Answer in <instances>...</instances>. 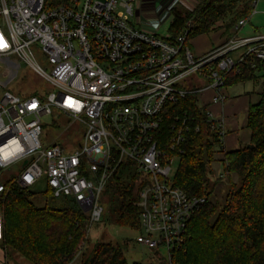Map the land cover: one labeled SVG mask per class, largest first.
Instances as JSON below:
<instances>
[{
	"label": "built area",
	"instance_id": "obj_1",
	"mask_svg": "<svg viewBox=\"0 0 264 264\" xmlns=\"http://www.w3.org/2000/svg\"><path fill=\"white\" fill-rule=\"evenodd\" d=\"M155 2L161 13L187 0ZM136 7L134 0H69L53 9L45 0H0V194L8 179L25 189L45 179L54 197L74 200L92 226L104 215L108 181L132 163L141 177L136 243L170 261L207 200L174 184L189 128L185 116L173 113L166 125L167 118L191 95L202 107L206 91L213 103L225 102L227 74L250 54L264 75V36L239 37L247 18L230 39L195 57L185 46L191 21L178 38H162L140 29L144 14ZM28 74L43 85L25 84ZM24 84L32 91L22 94ZM209 117L224 137L222 122ZM61 118L71 122L69 135L44 146V128Z\"/></svg>",
	"mask_w": 264,
	"mask_h": 264
},
{
	"label": "trees",
	"instance_id": "obj_2",
	"mask_svg": "<svg viewBox=\"0 0 264 264\" xmlns=\"http://www.w3.org/2000/svg\"><path fill=\"white\" fill-rule=\"evenodd\" d=\"M257 0H200L187 13L176 12L170 25V36L178 38L192 22L188 42L214 31L223 23L229 39L232 30L244 19L250 18ZM69 0H45L47 9L68 5ZM255 65V67H253ZM263 64L248 55L236 71L227 74L228 86L259 83L262 92L257 104H251L247 127L251 141L243 149L225 152L223 135L210 119L207 107H202L195 95L180 101L173 113L185 116L189 131L185 133L182 155L174 177L176 187L191 196L205 198L206 204L188 225L184 246L167 261L160 254L154 264H264V75ZM238 71V72H237ZM222 157L217 160L216 157ZM224 164L225 178L231 183L221 209L213 201L210 180L207 177L212 163ZM223 176V177H224ZM236 177L238 183L232 178ZM140 174L132 163L121 164L107 183L101 198L104 206L102 220L106 225L139 231L140 209L134 206L141 190ZM5 192L0 194L2 212L1 246L7 254L15 255L32 264H73L83 255L81 264H128L121 247L98 243L89 258L83 249L87 243V217L74 200L63 205L56 198L37 207L30 194L15 178L4 181ZM51 203V204H50Z\"/></svg>",
	"mask_w": 264,
	"mask_h": 264
},
{
	"label": "rangeland",
	"instance_id": "obj_3",
	"mask_svg": "<svg viewBox=\"0 0 264 264\" xmlns=\"http://www.w3.org/2000/svg\"><path fill=\"white\" fill-rule=\"evenodd\" d=\"M156 0H134V3L139 9L143 12L142 20L140 21V29L146 33L149 34H155L162 38H167L170 35L169 29L170 25L174 20V15L176 12H182L187 13L191 12L190 8L193 5H196L195 3H192V0H188L185 5L179 4L172 6L171 9L162 11L161 13L158 12V8L156 7ZM162 1V0H159ZM196 1V0H195ZM140 5V6H139ZM137 7L135 9H137ZM124 11L122 8H118L117 12ZM264 0H260V3L255 9L253 10V13L250 17L251 23H248L244 29L240 32V38L249 36V34H254L255 32L259 35H264ZM131 22L137 23V19L134 17H130ZM149 22V23H148ZM223 27V23L219 22L217 25H215L214 31L211 33L219 32ZM255 31V32H254ZM216 36V35H213ZM211 35H205L201 37H197L195 41L191 40L188 42L189 47L191 48V51L193 52V55L197 57L198 52L205 47L206 44L209 43L211 38L213 37ZM229 39L227 37L226 41ZM25 84L30 86H35L36 88H39L40 85H43V82L40 79L35 78L32 74H28L26 76V80L24 81ZM262 85V81L259 82ZM25 84L20 90V92L27 93L28 91L32 90H26ZM252 87V84H247V89H250ZM260 90V87L257 89V91ZM204 96L202 95V98ZM216 108H213L212 111H215ZM209 112V111H208ZM44 123L50 125L52 123V119L47 118L44 119ZM71 122L69 120H66L65 118L60 119V124L56 128L53 129H47L45 130L42 135V144L44 146H47V144L51 141L50 139L58 138L62 141H64L65 138L69 135L68 132L64 130V128L67 125H70ZM50 128V127H49ZM221 159L222 157H216L217 160ZM180 160H177L174 164V170L177 172L179 167ZM224 164L220 161H215L211 164L207 177L210 180L211 189L213 192L212 199L217 204L219 209L222 208L224 205L225 197L230 191L231 183L228 182V179L224 176ZM224 176V177H223ZM233 182L236 184L238 183V179L236 177L232 178ZM27 192L30 194L31 201L34 205L37 207H44L46 204V200L52 198L47 192V186L45 179L40 180L34 187L27 190ZM67 199L64 197L56 198L55 203L57 205H63L67 201ZM136 203V202H135ZM134 203V206H135ZM51 204V203H50ZM88 222V221H87ZM139 235L138 231L120 228L117 226H109L106 225L103 221H100L98 223L93 224L92 226L87 223V243L83 249V252L85 254V258H89L95 248V245L98 243H105V244H112L114 246H119L122 248L124 255L127 259L128 264H154L157 263L158 256H154L149 250L141 247L136 243V239ZM1 236V231H0ZM1 244V240H0ZM10 258L5 259L3 257L2 260H0V264H32L28 262L27 260L19 257L18 255L13 254L10 252ZM83 256V255H82ZM81 255H79L75 262L73 264H81L82 258ZM162 256V255H160Z\"/></svg>",
	"mask_w": 264,
	"mask_h": 264
},
{
	"label": "crops",
	"instance_id": "obj_4",
	"mask_svg": "<svg viewBox=\"0 0 264 264\" xmlns=\"http://www.w3.org/2000/svg\"><path fill=\"white\" fill-rule=\"evenodd\" d=\"M188 1V0H187ZM260 0H257L253 7H257ZM264 13V12H263ZM251 23V19H249ZM244 29V28H243ZM242 29V30H243ZM241 30V31H242ZM255 32V31H254ZM208 35H216L211 38L208 44L203 47L201 51L198 52V56H203L212 48L217 47L224 42H226L229 34L225 33V29H221L219 32L210 33ZM207 35V36H208ZM205 36V35H202ZM240 36V34H239ZM264 36L259 35L256 32L254 34H249L246 37ZM201 37V36H199ZM243 37V38H246ZM196 39V38H195ZM195 39H193L195 41ZM192 40V41H193ZM252 87L247 89V84H237L228 86L225 93L228 99L223 103H213L214 93L212 91H206L201 98V104L207 107V111L212 115V117L222 122V131L224 132L223 137V150L225 152L237 151L245 148L250 144L251 132L247 127L248 123V111L251 104H257L260 100L259 94L262 92V85L260 83H252ZM260 87V90L257 89ZM216 108L215 111H212ZM2 225V212L0 211V231ZM1 238V236H0ZM10 254H7L6 250H3L0 244V260L9 259Z\"/></svg>",
	"mask_w": 264,
	"mask_h": 264
}]
</instances>
